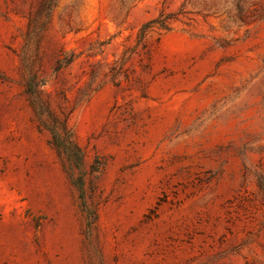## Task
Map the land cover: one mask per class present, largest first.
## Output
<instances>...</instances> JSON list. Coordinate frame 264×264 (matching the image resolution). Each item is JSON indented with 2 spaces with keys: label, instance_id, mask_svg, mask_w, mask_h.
Here are the masks:
<instances>
[{
  "label": "rangeland",
  "instance_id": "1",
  "mask_svg": "<svg viewBox=\"0 0 264 264\" xmlns=\"http://www.w3.org/2000/svg\"><path fill=\"white\" fill-rule=\"evenodd\" d=\"M0 264H264V0H0Z\"/></svg>",
  "mask_w": 264,
  "mask_h": 264
}]
</instances>
